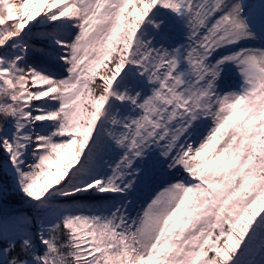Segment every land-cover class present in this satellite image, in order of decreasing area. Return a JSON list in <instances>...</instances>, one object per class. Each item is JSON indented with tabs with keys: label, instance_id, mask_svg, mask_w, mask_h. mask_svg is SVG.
Returning <instances> with one entry per match:
<instances>
[{
	"label": "snow or ice",
	"instance_id": "obj_1",
	"mask_svg": "<svg viewBox=\"0 0 264 264\" xmlns=\"http://www.w3.org/2000/svg\"><path fill=\"white\" fill-rule=\"evenodd\" d=\"M0 264H264V0H0Z\"/></svg>",
	"mask_w": 264,
	"mask_h": 264
}]
</instances>
